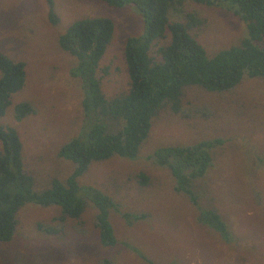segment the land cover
I'll return each instance as SVG.
<instances>
[{
    "label": "rangeland",
    "instance_id": "rangeland-1",
    "mask_svg": "<svg viewBox=\"0 0 264 264\" xmlns=\"http://www.w3.org/2000/svg\"><path fill=\"white\" fill-rule=\"evenodd\" d=\"M50 1L60 19L57 26L49 22V0H0V55L24 63L26 70L25 85L12 96L0 125L17 131L25 171L37 192L70 177L75 164L59 152L94 125V115L84 106L83 81L72 75L77 61L61 49V34L81 19L114 22V37L98 70L105 96L112 98L129 89L126 42L144 33L142 16L131 4L115 8L102 0ZM181 1L170 21L186 23L189 14L200 20L191 34L209 57L248 36L246 25L225 9ZM20 105L31 113L17 121ZM182 108L179 114L168 107L158 112L136 159L114 156L89 166L79 178L87 203L81 219L67 221L64 228L55 220L60 207L26 204L17 214L13 240L0 242V264H103L105 259L113 264H264V79L247 76L225 92L189 87ZM215 139L221 143L212 149L213 164L205 177L195 181L201 198L194 204L174 190L169 169L157 165L154 154ZM140 174L149 177L146 187L139 183ZM94 190L113 199L114 248L99 243ZM210 207L232 233L229 242L198 223L201 210ZM137 215L145 218L135 222ZM45 228L58 231L49 234ZM247 246L255 248L249 252Z\"/></svg>",
    "mask_w": 264,
    "mask_h": 264
},
{
    "label": "trees",
    "instance_id": "trees-1",
    "mask_svg": "<svg viewBox=\"0 0 264 264\" xmlns=\"http://www.w3.org/2000/svg\"><path fill=\"white\" fill-rule=\"evenodd\" d=\"M102 1L115 8L131 4L142 16L144 33L129 38L125 47L129 89L107 98L99 76V64L115 33L111 19L77 20L61 34V49L77 61L72 75L83 81L86 91L84 106L90 109L88 114L94 115V125L83 137L72 139L59 152L60 158L75 164L70 177L64 183L54 180L49 189L40 192L34 190L33 178L25 171L23 145L17 131L0 125L1 243L13 240L19 224L17 214L29 203L60 207L61 214L55 220L65 224L64 228L67 221L81 219L87 203L81 194L79 178L94 162L114 156L136 159L158 112L164 107L170 108L174 114L182 112L187 88L198 86L210 92H225L238 86L247 76L264 79V0H193L225 9L246 25L248 36L242 43L214 57H209L191 34V29L202 23L200 20L189 14L186 23L170 21L171 11L182 6L181 0ZM49 4V22L57 26L60 19L50 0ZM25 81V64L0 55V119L5 116L12 96L24 87ZM30 113L27 106L20 105L16 120L21 121ZM219 143L221 141L215 139L161 148L154 154L155 163L169 169L176 192L197 204L201 197L195 181L205 177L211 168L212 149ZM138 177L140 185L146 187L149 177L146 174ZM91 199L99 208L95 218L99 243L104 248H114L117 238L109 220L110 210L114 208L113 199L96 190ZM134 218L138 222L145 216ZM197 221L218 233L223 241H230L232 233L215 208H203ZM45 230L54 234L58 228ZM254 248L248 247L249 252ZM103 264L113 263L105 259Z\"/></svg>",
    "mask_w": 264,
    "mask_h": 264
}]
</instances>
